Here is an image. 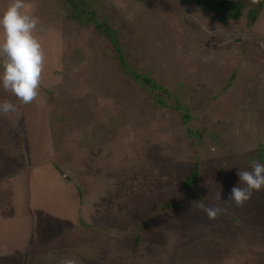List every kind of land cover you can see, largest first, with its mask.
<instances>
[{
	"label": "rangeland",
	"instance_id": "obj_1",
	"mask_svg": "<svg viewBox=\"0 0 264 264\" xmlns=\"http://www.w3.org/2000/svg\"><path fill=\"white\" fill-rule=\"evenodd\" d=\"M25 4L45 61L31 104L0 86V264H264V190L227 201L264 163V6L221 25L195 0Z\"/></svg>",
	"mask_w": 264,
	"mask_h": 264
},
{
	"label": "clouds",
	"instance_id": "obj_2",
	"mask_svg": "<svg viewBox=\"0 0 264 264\" xmlns=\"http://www.w3.org/2000/svg\"><path fill=\"white\" fill-rule=\"evenodd\" d=\"M259 4L260 0H250ZM25 0H10L0 14V86L11 93L22 104H31L39 95L44 70L45 55L34 33L40 24L39 17L24 11ZM16 111V105L9 100L0 102V114L7 115ZM239 182L232 187L228 200L236 207H242L251 199L254 191L264 190V163L253 161L251 170L237 171ZM215 199H222L217 192ZM206 213L209 220H215L223 214L220 206L197 205ZM61 264H74L71 260H62Z\"/></svg>",
	"mask_w": 264,
	"mask_h": 264
},
{
	"label": "trees",
	"instance_id": "obj_3",
	"mask_svg": "<svg viewBox=\"0 0 264 264\" xmlns=\"http://www.w3.org/2000/svg\"><path fill=\"white\" fill-rule=\"evenodd\" d=\"M68 1H74V0H68ZM196 3L203 9L206 10H211L215 12L220 19V22L228 25L231 21H236L241 18L243 14V10L246 8L247 4L250 3V0H195ZM264 6V0H260L259 4H252L251 8L248 11V22L249 25H253L258 16L260 15L262 9ZM96 27L99 29L100 32L106 34L108 38H110L114 45L116 46V49L118 52H120L118 40L114 37V32L113 28L105 27L102 26L99 22H96ZM138 78V76H136ZM139 79V78H138ZM146 82H149L152 84V81L149 80V78H144ZM155 85V84H152ZM198 171L197 165L195 166L194 173ZM194 174L192 173L189 176V179L193 177Z\"/></svg>",
	"mask_w": 264,
	"mask_h": 264
},
{
	"label": "crops",
	"instance_id": "obj_4",
	"mask_svg": "<svg viewBox=\"0 0 264 264\" xmlns=\"http://www.w3.org/2000/svg\"><path fill=\"white\" fill-rule=\"evenodd\" d=\"M206 11V12H205ZM205 11H204V13H207V14H205L206 15V17H208V18H212V20L214 19V20H216L217 21V23L218 24H221V23H219V21H220V19H219V16L215 13H213V11H211V10H206L205 9ZM202 12V11H201ZM222 25V24H221ZM224 25V24H223Z\"/></svg>",
	"mask_w": 264,
	"mask_h": 264
}]
</instances>
